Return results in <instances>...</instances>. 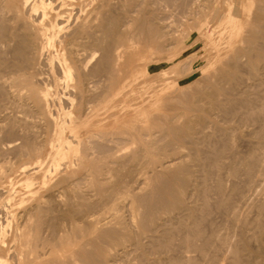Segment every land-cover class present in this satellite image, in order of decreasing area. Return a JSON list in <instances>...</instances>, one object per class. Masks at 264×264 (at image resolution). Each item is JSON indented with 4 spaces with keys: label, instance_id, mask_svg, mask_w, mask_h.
I'll return each instance as SVG.
<instances>
[{
    "label": "rangeland",
    "instance_id": "1",
    "mask_svg": "<svg viewBox=\"0 0 264 264\" xmlns=\"http://www.w3.org/2000/svg\"><path fill=\"white\" fill-rule=\"evenodd\" d=\"M86 1H87V3L89 2L88 7L95 4V0H86ZM100 1H102L103 3L109 2L110 5H109V7L106 6V9H108V11H109V8H110V13H112V15L115 14V16L114 15L113 16L115 17L116 20H118V18H120L119 19L121 22L120 27H122V28L126 27L128 29V31L131 29L130 30L131 32L129 31L128 32L129 34L125 35V38L122 41H120L119 43H117L118 41H116V40H115L116 42L113 41L112 47L114 48L117 46V49L120 51L118 58H120V55H121V58H120L121 60L119 59V62L117 61L119 63V64H117V66L121 65L122 63L123 64L121 66H124V67L120 66L122 69L119 68V66L117 67V70L119 71V72L117 71L118 75H116L117 78H116V88L115 89H116L117 93L113 97L110 96L111 98L110 97L107 98V100L104 101V103L102 102L101 106L99 104L97 106L98 108H96V111L94 112V115L92 118H90L88 120H83V119L79 118V120L77 121L78 128H77V132L75 135L78 139H80V145L77 144V146H76V144H74L75 142L73 141L71 143V146L73 148H70L71 149L70 150V149H67V147L65 145H66L67 140L72 139V137L70 136L72 134V132H70L69 129H65L64 131L60 130L59 125L62 122V120H61L62 117H60V116H62V114L59 111H53L55 127L53 130L49 131V128L47 129V127H46L47 125H45V124H48L47 121L44 120V122H42L43 119L41 120L39 118L40 120L38 121V123L39 122L40 123L38 124L36 122L38 120V117L34 118V116H32V115H29V116L25 115L24 116L23 113L20 112L21 108H19V106L20 107H22V106L20 105L19 99H15V100H13V98L11 99V97L8 93H6L7 96L3 95V94H5L4 93L5 90H6L5 92H7V91L12 89V88L10 89V88H8V86L4 85V87H2V88L5 90H3V91L0 90L3 92V94H2V92H0V122H1L0 123V147H2L4 144H6L8 142H11V140H12V142H15L16 138L18 137V134L16 131L10 132L9 129L7 128L9 123L13 119V117L14 118L16 117V119H14V120H17V118H21L23 116L26 118L25 121L29 125V128H28L26 134L27 135L29 134L28 135L29 139L33 138L32 140H35L37 142L42 141L43 144H44V141H46L44 148H42V164H43L42 169L39 171V173H36V177H37V179H36L37 182L35 185L36 187L33 185L35 187L33 189L34 193L35 194L39 193L38 195H41V196L38 197V195H37V197H36L35 194H33V195H35V197L39 198V199H40V197L42 198V196L46 197L50 192V189H48L47 186L46 187L44 186L46 184H43L42 181H40L41 180L40 172L45 167L48 168V165L51 166L52 168L53 167L56 168V166H55V164H56L58 167L55 169V172L59 168L58 170L61 173H63V172L66 174L69 173V176H71V178L67 174V176H68L67 182H68L71 190H74L76 192V190L78 189L77 190L78 194H83V195L85 194V197H87L89 199H91V198L95 199L96 197H98V194H97L98 189L97 188L102 187V186L106 187L107 185L104 181L105 184H102L100 182L101 185L98 184L99 185L98 186L97 185L98 182H96L94 180H96V178L97 179L99 178L100 180L102 179V181H103V176H105V174H101V172L105 173L104 170H106L108 167L116 169L117 165L115 166L114 162L111 163V160L113 158H116V159L118 158L117 160L120 161L119 165L121 166V167L118 166L119 169L117 168L116 173H118V176L121 174L119 177L121 179L123 177L122 180H124L125 178L127 180V179H130L129 177H131L130 176L131 174H134V176L136 178H138V180L136 179L137 183L132 181V182H130L129 185H131V184H133L132 186L136 185V186H134L135 187L134 189H136L134 191H138V194H141L142 196L147 195L146 200H144L145 203L142 204L141 207H139L140 213L141 212L143 213V211L146 210V208H147L146 206H148L147 203H150L151 201L153 202L155 200V198L156 199L161 198L162 193H163L162 198H165V195H167L166 197L169 196V194L166 193L165 190L163 191V189H162V193L160 192L158 194L160 185L164 184V179L165 178L167 179L169 174H170V171H166V173L168 172L167 174L162 173V176L159 177L158 176V174H159L158 163L160 161H165L166 159H169L170 157H179L182 154V156L179 157L180 161H181L179 164L183 165V168H180V170H183L182 172L180 171L182 178H180V179L174 178L172 180V182H173L174 186H177V187L179 186L178 188L181 191V197L183 196L182 199L184 198L183 202L185 204H188V205L192 204L191 206L194 207L193 208L194 211L192 210L191 214L188 215L185 211H178L177 212V210H173V211L168 212V211L158 210L157 208H155V210H153V216H148L146 214L148 211H144L143 214L141 213L138 216L137 224L139 226H137L136 223H133L134 225L131 223V225H130V227L132 228V231H135L140 227V229H138V230H140L141 236L139 234L138 235L140 237V242H142V243H139L137 246H135L132 244L131 240H128L129 244H131V245H129L127 242H125L124 244L127 247V248L125 247L126 250H120L119 246H115V247L109 248L110 254L108 252L105 254L104 253L102 254V253L97 251L98 254L102 255V256L99 255L100 258L97 254H94L92 256V258L89 259L90 257H87L85 254L84 250H86L87 248L93 247V246H90L91 244L92 245L93 244L99 245L100 242L97 240L95 234L93 232H91L92 231L91 226L87 225L85 223L83 224V221H78L79 223L77 222L78 224L76 227H73V228H67L66 227L67 231L65 230L66 231L65 232L63 230V232L66 233V236L64 235L65 239H63L62 241L60 239H56L58 237V236H56V234L60 236V234L62 233L61 231H57V232H59V234L58 233L52 234L54 236L52 239H51V236H49V234H48V236H49V238H48V236L44 235L47 233L41 232L42 234H40V235H42V236L39 237V239H41L40 240L41 242L39 241V239L38 240L36 239V243H38L37 244L38 247H35L36 250L34 251V253L31 252L32 255L31 254L28 255L29 257L31 256L30 257L31 259L34 258L28 264H69L68 262H65V259H68L69 256L72 254L75 255L74 256L75 260L73 257H72L73 258L72 260H74V262H76L77 264L78 263L79 264H84V263L85 264H89V263L90 264H141V263L142 264H144V263L145 264H195V263L196 264H202L203 262H204L203 264H209V263L210 264L211 263L212 264H220L221 261L223 260V258H224V260L222 261L223 262L222 264H231L230 263L232 261L231 259H233V257H235L234 252H236V254H237V252L239 253V255L241 257L240 258L241 264H264V219H263L264 218V207H263L264 193H261L260 192L261 190L258 192L255 190V189L259 190V186L260 185L263 186L262 184H264V181H263L264 180V134H263L264 130H262L263 128L261 126V122L262 121L264 122V109H263L264 108V76H263L264 75V69H263L264 68V64H263V62H264V52H263L264 43H263V40L264 39L261 37H259V38L257 37L258 35L260 36V33H261V32H258L260 30L259 28H261V29L264 28V22H263L264 21V17H263L264 10H263V13H261V14H263L261 19L257 20L258 21L257 23H259V25L258 26L255 25L256 28L257 27H259V28H257L258 31H254V33L258 32L259 34L257 33V35H256L253 33V31H251L252 30V21L250 22V20L252 19L251 16H254L257 12H259V10L262 11V9H263V8H261L260 1L259 0H257V1L255 0L256 2L252 1V3L250 4V9H249V10L252 9L251 10L252 12H249V10L247 11V9L245 10L246 13L243 15L242 24L240 22L241 21L240 15H241L242 1H240V0H126V1L125 0H123V1H121V0H114V1L113 0H104V1L100 0ZM116 1H117V4H116ZM253 3H254V5H253ZM255 3L258 6L257 8L259 10H256V8H254V7H256ZM117 5H119V6H117ZM126 8H127V10H126ZM106 9L104 8L105 11H106ZM123 10H124V12H123ZM254 10H256L255 13H254ZM127 12L130 14H128ZM110 13L108 12V14H110ZM251 13L253 15H251ZM136 18H137L138 22L135 21ZM117 22L119 23V21H117ZM246 23L251 26V27L249 26L250 29L247 30L250 32V33L248 32L249 34L246 32V27H247ZM236 24H238V26ZM136 26H137V28L139 26H140V28H141V26H143L142 30H141L142 34L138 35V33H136L137 32L135 29ZM147 27H148V29H147ZM152 29H153V35L151 36ZM154 31H155V33H154ZM159 33H160V35H158ZM252 33H253V35H252ZM242 34L251 36L250 41H247V39H246L247 36H243ZM263 34H261V36H264ZM64 35H65V32L63 33V31L57 32V31L51 29L49 23H45V25H41V26L38 25L36 27V36H39L41 41H44L43 38H45L46 36H53L54 37L53 45L51 47H49V49L47 51L48 61H51V59L54 61V58L56 60L60 58L61 44H59V41H61V39H67L68 38V36H64ZM145 35L151 36V37L145 38ZM254 35H255V38H254ZM60 36H63L65 38L60 37ZM152 37H153V39H152ZM143 39H145V40H143ZM156 40L158 41L157 43H156ZM251 41L256 43L258 46L256 44L254 45V43L251 44ZM57 43H58L59 47L57 46ZM115 44H118V45H115ZM150 45H151V47H150ZM251 45L252 46L254 45L253 46L254 49L251 50L252 52L247 50L248 46L252 47ZM134 49L137 50L136 53H135ZM237 49L240 52H238ZM241 51L242 52L244 51L242 53L243 55L240 54ZM248 51L250 52V54L251 53H253V54L250 55L248 53ZM137 52H140L139 55ZM235 52H238L239 54L237 53L238 55H235L236 54ZM258 52H259V54H258ZM245 53H247L246 55H248L250 57L249 59H248V56L245 55ZM255 53L257 54V57H258V59H256L257 61H255V66H258L257 68H255L254 65L252 66L253 62L250 61L251 57L253 58V55ZM233 55H235L236 57L237 56H239V57L235 59V57L233 58ZM240 55H241V58H240ZM135 57H136V59H135ZM257 57L254 56V58H257ZM118 58H117V60H118ZM230 58L235 60L236 64H234L233 60ZM261 58L263 60H259ZM134 59H135V62L133 61ZM241 59H243V60H241ZM247 59L249 61H247ZM56 60L53 62L54 66H57V64H55ZM130 60H132V62ZM136 60H138V61H136ZM229 60H231V61L229 62ZM254 60L255 59H252V61H254ZM226 61L228 63H232L234 65L231 67L232 64L229 65L226 63ZM40 62H41L42 67L39 64L40 65L39 69L43 70L44 67L46 66L45 65L46 62L44 60L43 61L41 60ZM42 62H44V63L42 64ZM250 62L252 64H250ZM145 63H147V64H145ZM261 64H262V66H261ZM225 65L228 66V68L231 70V72L235 71L236 67L237 68L239 67L238 68L239 70L236 68V70H238V71L237 72L235 71L234 78H232L231 80L227 79V80H222L221 82H220V80H216L217 84H214L213 81L214 82H216V81L214 80V77L212 75L215 74V72H217L218 68H221L222 66H225ZM247 65H249V67ZM245 67H246V69H245ZM251 68H255V69L251 70ZM161 69H164V70H161ZM226 69H227V67L225 66L224 72L227 74L228 72H226ZM258 69H259V71H258ZM210 70H212L213 72L212 71L210 72ZM230 70H229V72H230ZM121 71L122 72L124 71L125 75H124V73L121 74ZM145 71H146V73H145ZM163 71H164V73H163ZM170 71H172V73ZM173 72H175V73H173ZM120 74L123 75V78L125 76V78L122 79L121 78L122 76H120ZM237 74H239V75H237ZM251 74H252V76H251ZM147 75H148V77H147ZM257 75H259V76H257ZM238 76L243 77L241 80L243 82L245 80V82L242 83V81L240 80V78ZM255 78H256V80H255ZM120 79L124 80L123 82H125V84L123 82H119V81H122ZM167 79H170V80H167ZM224 81H227V82L225 83ZM1 82H2V78H0V83ZM236 83H237V85H236ZM122 84H124V85H122ZM242 86L244 88H242ZM102 87L105 88L104 84ZM208 88H209V90H208ZM221 88L224 90H222ZM179 89H181V90H179ZM238 89H241L240 90V92L242 91L241 95H240ZM215 91L217 93L218 92L219 93L217 94ZM185 95H186V97H185ZM233 95H235V96H233ZM224 96H226V97H224ZM187 97H189V98H187ZM233 97H234L233 100L236 101V103L238 102V105H236V103L233 100H231ZM226 98H230V99H226ZM187 100H189V101H187ZM191 100H194V103ZM198 100H200V101H198ZM239 101L240 102L242 101V103H239ZM185 102H187V103L184 104ZM229 103H231V104H229ZM189 104H190V106H189ZM17 105H18V107H17ZM29 105H32V103L30 101H28L27 106H29ZM137 105L138 106L140 105V109H139V107H136ZM186 105H188V106H186ZM227 106L229 108H231V110L233 112L229 108H226ZM234 107L236 109H234ZM224 108H225V111L223 110ZM139 110H141V111L138 112ZM251 110L254 111L258 116L254 112H252ZM10 112H11L12 116H11ZM15 112H17V113H15ZM136 112L138 113L137 115H136ZM178 112L180 114H178ZM200 113H201V115H200ZM243 113L245 116L243 115ZM177 115H178V118H177L176 122L178 120L182 121V119H184V117L186 115H188V117H192V118H193V115L195 117L196 116H199V117L203 116L202 118H200V120L202 119V121H199L198 124L195 123V124H197V125H195L196 129L193 130L194 132H192V134L190 135L191 137L189 139L187 136H186V138H181V137L177 138L178 136L175 133V131H172V129H170L168 123H170V121L174 122ZM183 115H184V117H183ZM262 115H263V117H262ZM8 116H10V117H8ZM150 117H151V119H150ZM158 118H160V119H158ZM160 120H161V122H160ZM16 123H18V122L16 121ZM43 123H45V124L43 125ZM30 124H31V126H30ZM37 126H38L39 130L37 129ZM199 127H201V128H199ZM163 128H166L168 131L166 129L162 130ZM257 128H258V130H257ZM30 131L32 132L33 135L31 134ZM92 131L96 132L98 134H101L100 131L106 132L105 138L107 140L108 139L111 140L110 138H112L115 141L112 142V141L106 140V143L103 146H99L100 147L99 151L95 150V148L98 149V146L97 147L95 146L93 149H87L86 145L89 143H91V145H92V143H95L94 141L96 140L95 138H92L93 139L92 140L91 138L89 139V137H88V134ZM49 132H51V133H49ZM207 133H209V134H207ZM31 135H32V137H31ZM174 135H176V136H174ZM98 136H97L98 139H100L101 138L100 135H98ZM116 138H117V140H116ZM233 140H234V142H233ZM17 141H18V139H17ZM1 142H3V143H1ZM179 143L180 144L183 143V145H179ZM215 143H217V144H215ZM93 145H95V144H93ZM232 145H235V146L232 147ZM103 147H105L107 149H105V148L103 149ZM59 148H60L61 152L66 151L64 156H61V157L59 156V154H61V152L59 150H57ZM84 148H86L87 150ZM65 149H67V150H65ZM221 149H223V150H221ZM80 151H81V153H80ZM89 151H90V153L92 152L91 153L92 156L89 155L90 154ZM104 151H105L106 155H108L107 159H105L106 155H105ZM16 152H17L16 150H15V152H14V150H7L4 152L5 154L4 153L0 154L1 155L0 159H2V158L6 159V160L5 159L0 160V163L5 164V163L9 162L7 165L5 164L6 166L9 165L8 167H10L11 163L12 164L14 163V165H12V164L11 165H12V167H15V170H16L15 174L17 176L13 179L14 184L11 187H8L9 189L7 188L4 191L5 195H11L14 199L17 198L16 196L19 197V196L26 194L25 186L23 184L24 175L21 171L18 170L19 168H16L17 167L16 165L19 162L21 163V161H23V159L24 160L27 159V161H29V159H30V157L28 155H24V154H23L24 156L23 155L17 156ZM82 152H84L85 154ZM94 153H96V154H94ZM99 153L102 155H98ZM110 153L112 156L110 155ZM2 154L5 156H2ZM129 154H131V155H129ZM76 155L79 156L80 158L81 157L82 158L81 159H79V157L74 158V156H76ZM84 155H86L87 157ZM20 156H22V158H20ZM90 156H91L92 160L90 159ZM97 156L99 158H97ZM103 156H104V158H103ZM253 156H254V158H253ZM70 157H71V159L74 158L75 160L74 159L71 160ZM121 157H123V158H121ZM166 157H168V158H166ZM217 157H220V158H217ZM76 158H77V160H76ZM102 159H104V160H102ZM213 160H215V161H213ZM27 161L25 160V162H27ZM51 161L52 162L54 161L55 164L52 163ZM78 161H81L82 164ZM98 161L100 162V164L98 163ZM216 161H217V163H215ZM32 162H33V160L30 159V163L27 162L29 165L27 163H25V164H27L28 167L30 168L33 165ZM58 162H60V163L58 164ZM121 162L122 163L124 162V164H122ZM125 162H127V163H125ZM75 163H76V165H75ZM79 163H80V165H79ZM90 163L95 164V165H92ZM97 163L99 164L100 167L97 166L98 165ZM101 163L103 164V166L106 167V169L102 166ZM107 163H108V166L105 165ZM109 164H112L113 167L111 165L109 166ZM184 164H186V166ZM222 165H223V167H222ZM63 166H64V168H63ZM71 166H72V168H71ZM84 166H85V168H83ZM86 166H88V167H86ZM51 167H49V168H51ZM90 167L92 168L91 170H90ZM87 168H88V170L86 171ZM103 168H104V170H103ZM184 169H185V171H184ZM70 171H72V172L70 173ZM156 171H157V176H156ZM231 171L232 172L234 171L235 173H232ZM60 172L58 174H57V172L54 173L50 177V180H52L51 178L54 179L56 176L61 174ZM89 172L92 173V175L90 174L92 177H94V175L96 176V177H94L95 179L92 178L94 183L92 182V180L90 178ZM152 172H153V175H152ZM182 173L184 175H182ZM231 173L234 176L231 175ZM83 174L85 177L83 176ZM137 174H138V177H137ZM100 175H103V176L101 177ZM126 175H127V177H126ZM147 175L150 178L148 181L149 182L148 185L145 184V182H143V181H145ZM150 175L152 176V178L150 177ZM82 177H83V179H82ZM183 177H184V179H183ZM234 177H236V178H234ZM240 177H242V178H240ZM162 178H164V179H162ZM262 178H263V180H262ZM158 179H161V180H158ZM216 179H218V180H216ZM126 180H124V181H126ZM218 181L222 185V189H221L222 191H220V192L224 193V195H220L221 193L218 191V189H216ZM91 184H93V185H91ZM94 184L97 187L94 186ZM255 184H256V186H255ZM156 185L159 187L156 188ZM231 185L233 187H235L234 190H233V187ZM257 185H259V186H257ZM253 186L255 189L253 188ZM94 187L96 189L95 193L93 192L95 190ZM236 188L241 190V193L243 194L241 197L238 194V192L236 193V191H237ZM13 189H14V191H13ZM57 189H59L58 192L56 191ZM154 189H157L158 192H156V191L153 192ZM91 190H92V192H91ZM243 190L245 191V193H243L244 192ZM15 191H16V193H15ZM37 191H39V192H37ZM246 191H247L248 195L246 194ZM11 192H12V194H11ZM53 192L54 193L56 192L57 195H60L64 198V195H62L61 189L59 187L56 188L55 190H53ZM152 192H153V194H152ZM263 192H264V190H263ZM58 193H60V194H58ZM90 193H91V195H93V197L90 196ZM218 193H219V195H218ZM229 193L234 194V195H230ZM228 194L230 197L228 196ZM152 195H153V197H152ZM123 196H122V201H124L125 203L121 202L119 204V205H121V204L122 205L119 206L121 208L120 209L118 208L117 213L120 216L121 221L125 222V220L127 219L128 221H126V222L128 223L130 218H127V217H130V216H128L127 214L131 213V208H129V209L127 208L130 205L129 203H127V202H129V199H128L129 196H126L125 199H124L125 196L124 197ZM220 196H222V198H223L222 202L225 204L227 203V201L224 200V198L227 196L226 199H229L228 200L229 204L234 205L233 208L229 207L228 209H225V206H224L225 204L218 205L217 203L220 200ZM45 197H43V198H45ZM151 198L154 200H152ZM215 199H217L218 201ZM224 201H226V202H224ZM25 202L29 203V200H25ZM123 203H124V206H123ZM126 203H127V205H126ZM204 203H206V205H204L205 207L203 206ZM215 203L218 206H216ZM145 204H146V206H144ZM202 206L204 208H202ZM195 207H196V209H195ZM141 208H143V209L140 210ZM201 208L205 214L204 213H201L202 215L200 214V211L202 212V210H199V209H201ZM102 209H104V208H102ZM102 209L99 211L105 212L106 211L105 209H107V208L105 206V209L104 210H102ZM19 210H21V209H19V208L16 209L17 212H19ZM109 210L107 209L106 212H108V213H106L107 215L106 214L104 215L107 218H109L108 215L111 216L110 215L111 210L110 211ZM129 210H130V212H129ZM196 210H197V212H196ZM91 211H93V210H91ZM38 212H40V211L35 212V214L37 213L36 216L38 214L40 215V213H41L42 216L41 215L40 216L43 218L44 216L42 214V211L40 213H38ZM104 212H102V214H101L102 216H103ZM181 213H182V215H181ZM198 213L200 216L198 215ZM39 215L37 217H39ZM191 215H193V216H191ZM203 215H205V216H203ZM36 216H34L35 219H36ZM34 217H32V220ZM41 217H40V219H41ZM139 217L141 218L140 220H142L143 224L142 223L140 224ZM143 217L146 220L145 219L143 220ZM197 217H200V218H197ZM178 218H179V220H178ZM147 219H148V221L150 219V221L147 222ZM188 219H189V221H187ZM192 220L195 223L196 222L199 223V225L201 227H198L196 225L197 223L196 224L193 223ZM143 221H146V222L144 223ZM214 222H215V224H214ZM191 223L194 224V226ZM159 224H160V226L162 224L163 225L161 227H159ZM33 225H34V222H33ZM80 225H82V227ZM86 225L88 227L89 226L90 227L86 229V227H87ZM142 225H146V227H143ZM179 225H181V226H179ZM190 225L192 228L190 227ZM177 227H178L179 231L176 229ZM193 227L195 229L197 228L199 231H201L202 227H207V229L206 228L204 229L205 233H207V231H209L208 228L209 229L212 228L214 233L212 230H210V232L212 231V234L210 232L208 233L209 235L204 233L203 238H202L201 235L204 232L202 229L203 232L200 234H197V236L195 234L191 235L192 233L190 234L188 232H192L194 230ZM33 228H34V226H32V229ZM135 228H137V229H135ZM141 228H143V229L145 228V229L143 230ZM190 228H191V231H189ZM32 229H29L31 232L27 229L28 233L29 232L30 233H29V235H26L24 237V239H25V242L23 241V244H24L23 249L24 250H30L32 248V246L34 245V241H35L34 238H33V240L30 241V239H32V235H33V234H31V233H33ZM88 229H90V230H88ZM153 229L156 232V234L153 231ZM138 230H137V232H139ZM148 230H150L151 234L149 233ZM141 231H143L145 233H141ZM167 232H168V234H167ZM169 232L170 233L173 232V233L169 234ZM26 233H27V231H26ZM142 234H144V235H142ZM149 234L153 235L152 236L153 239L148 237ZM145 235L146 236L148 235V236L146 237ZM162 235H165V236H162ZM169 235H172V236H169ZM206 236H209V237L212 236V239L210 241L211 243H208L209 245L211 244L210 249L208 248V250H206V248L209 247V245L208 246L206 245L207 246L206 247L205 246V240H203V239L207 238ZM42 237L44 240H42ZM67 237H68V239H67ZM166 237L167 238L170 237V238L167 239ZM195 237H197V238H195ZM200 237H201V240H203L202 244L205 246V248H204V246L201 245L202 248H204L203 254L206 255L204 257L205 259L202 258L204 255L200 256L199 255L200 253L197 252V250H198L197 247H199V245L201 243V240L199 241ZM224 237H225V239H224ZM47 238L49 240L46 242ZM164 238H166L167 241ZM194 238H195V240L193 241ZM157 239H158V241H156ZM190 239H192V240H190ZM222 239H224V240L222 241ZM90 240H91V242H90ZM162 240H165L166 245L164 244L165 242H163ZM187 240L188 241L190 240L189 241L190 243H188ZM78 241H81V242H78ZM161 241L165 246V247H163L162 251L159 249V248H162L161 245H163L161 243ZM168 241H169V243H168ZM157 242H159V244ZM29 243H31L30 247H29V245H30ZM45 243H47V244H45ZM82 243H85L84 245H86L85 246L86 249H84V245ZM86 243H88V244H86ZM140 244L141 245L144 244L143 245L144 247L140 246ZM167 244H169V245H167ZM212 244H213V246H212ZM156 245L159 248L156 247ZM219 246H220V248H218ZM230 246H232L233 248L231 249ZM79 247H80V249H79ZM170 247H171V249L169 250ZM195 247L197 248V250L194 249ZM132 248H134V249H132ZM165 248L166 249L168 248L167 249L168 251ZM181 248H183V249H181ZM224 248L226 250L228 248V250L225 251ZM76 250H77V254L79 257L77 256V254H75ZM211 250H213L212 251L213 254L210 253ZM79 251H81V252H79ZM223 251H225V253H226V255L224 253L225 257H223L224 256ZM229 251H230V253H229ZM231 251H233V252H231ZM36 252H38V254H40V255H37ZM67 252L69 255L67 254ZM171 252H173V253H171ZM80 253H81V255H80ZM140 253H142V254H140ZM215 253H216V255H215ZM42 254H43V256H42ZM106 254H108L109 257ZM228 254L229 255L232 254V255H230L232 258ZM105 255H106V257H104ZM140 255L143 257L141 258ZM239 255L237 254L236 257H238ZM82 256H83V258H82ZM85 256L88 260L85 258ZM96 257H98L99 260ZM101 257L104 261L101 259ZM107 257H108V259H107ZM112 257L114 259H112ZM189 257L192 259H190ZM197 257H199V258H197ZM206 258L207 259L209 258V259L206 260ZM225 258H227V259H225ZM78 259L80 261H77ZM109 259H111V260H109ZM228 259H230L231 261ZM62 260H64V262ZM195 260H196V262H195ZM87 261L88 262L90 261V262L88 263ZM191 261H194V262H191ZM226 261H227V263H226ZM39 262H41V263H39Z\"/></svg>",
    "mask_w": 264,
    "mask_h": 264
},
{
    "label": "bare ground",
    "instance_id": "2",
    "mask_svg": "<svg viewBox=\"0 0 264 264\" xmlns=\"http://www.w3.org/2000/svg\"><path fill=\"white\" fill-rule=\"evenodd\" d=\"M104 1V0H103ZM114 1V0H113ZM123 1V0H121ZM126 1V0H125ZM242 1V4H241V17H240V22L242 24L243 22V15L246 13L245 10L247 9V11L250 9V4L252 3V1H255V0H240ZM257 1V0H256ZM255 1V2H256ZM260 1V4H261V10H259L256 5V10H259V12H257L254 16H251V20L250 22L252 21V30L253 33L254 31H258L257 27L259 25V23H257L258 21L257 20H260L262 15L261 13H263V10H264V0H259ZM89 3V2H88ZM88 3L86 0H0V78H2V82L0 83V90H5L3 89L2 87H4V85L8 86V88H12L11 90L5 92V94H3L2 91V94L7 96L6 93H8L11 97V99L13 98V100L15 99H19V102H20V105L22 107L19 106V108H21L20 112L23 113V115H32L34 116V118L38 117V120L36 121L38 123V121L41 119H43L42 122L47 121L48 124H45L43 123V125H47V129L49 128V131L50 130H53L54 127H55V122H54V113L53 111H59L62 116V122L60 123L59 127H60V130L61 131H64L65 129H69L70 132H72V134L70 135L72 137L71 140H67L66 141V147L67 149H70V148H73L71 146V143L74 141L77 146L80 145V139H78L76 137V132H77V121L79 120V118L83 119V120H88L90 118L93 117L94 115V112L96 111V108H98L97 106L100 104L101 106V103L104 101L107 100V98H109L110 96L113 97L117 91H116V78L118 75L117 74V67L119 66V68L121 67H124V66H121V65H118L119 64V59L121 58V55H120V58H118L119 54H120V51L117 49V46L116 47H112L113 46V41H118L117 43H119L120 41H122L124 38H125V35L129 34L128 32L131 30L128 31V29L125 27V28H122L120 27L121 26V22H120V18H118V20L115 19V14L112 15V13H110V8H109V11L108 9H106V6L109 7V2H106V3H103L102 1L100 0H95V4H93L92 6L88 7ZM116 4H117V1H116ZM214 4V3H213ZM239 4V3H238ZM258 4V3H257ZM254 5V3H253ZM119 6V5H117ZM111 7V6H110ZM114 7V6H113ZM130 7V6H129ZM253 7V6H252ZM104 8L106 9V11L104 10ZM133 8V7H132ZM117 9V8H116ZM119 10V9H118ZM127 10V8H126ZM141 10V9H140ZM252 10V9H251ZM251 10H249V12H252ZM256 10H254V13L256 12ZM110 14H108V12ZM117 11V10H116ZM115 11V12H116ZM107 12V13H106ZM118 12V11H117ZM124 12V10H123ZM128 13V12H127ZM225 13V12H224ZM130 14V13H128ZM232 14V13H231ZM119 15V14H118ZM137 15V14H136ZM251 15H253L251 13ZM124 17V16H123ZM220 17V16H219ZM264 17V15H263ZM250 19V18H249ZM132 20V19H131ZM134 20V19H133ZM119 21V23L117 22ZM129 21V20H128ZM137 21V18L136 20ZM140 21V20H139ZM138 22V21H137ZM141 22V21H140ZM231 22V21H230ZM261 22V21H260ZM264 22V21H263ZM45 23H49L50 24V27L51 29L59 32V31H63V33L65 32V35L64 36H68L67 39H61V41H59V44H61V55H60V58L59 59H55L54 58V61L56 60V63L57 66H54L53 64V60L51 59V61H48V54H47V51L49 49V47H51L53 45V41H54V37L53 36H46L44 39V41H41L40 40V37L39 36H36V27L38 25H45ZM128 23V22H127ZM134 23V22H133ZM143 23V22H142ZM149 23V22H148ZM237 23V22H236ZM262 23V22H261ZM238 26V24H236ZM256 25V26H255ZM261 25V24H260ZM263 25V24H262ZM126 26V25H125ZM247 26V27H246ZM246 32L248 33L249 31H247L249 28V24L246 23ZM142 27L140 28V26L137 28L136 26V33H138V35L142 34ZM251 27V26H250ZM263 28V27H262ZM148 29V27H147ZM151 29V28H150ZM149 29V30H150ZM260 30L258 32H261L260 33V36L258 35L257 37H261L264 39V36H261V34H263L264 32V28L261 29L259 28ZM38 32V31H37ZM131 32V31H130ZM160 32V31H159ZM257 32V33H258ZM134 33V32H133ZM151 33V32H150ZM155 33V31H154ZM250 33V32H249ZM248 33V34H249ZM252 33V35H253ZM257 33H254L257 35ZM60 34V33H59ZM157 34V33H156ZM259 34V33H258ZM38 35V34H37ZM153 35V29H152V34L151 36ZM160 35V33L158 34ZM157 35V36H158ZM243 36H247V41H250L251 39V36H248V35H244L242 34ZM251 35V34H250ZM264 35V34H263ZM129 36V35H128ZM151 36H146L145 35V38H149ZM242 36V37H243ZM60 37H63V36H60ZM127 37V36H126ZM143 37V36H142ZM154 37V36H153ZM152 37V39H153ZM65 38V37H63ZM138 38V37H137ZM156 38V37H155ZM161 38V37H160ZM254 38H255V35H254ZM196 39V38H195ZM145 40V39H143ZM149 40V39H148ZM158 40V39H157ZM156 40V43L158 42ZM242 40V39H241ZM255 40V39H254ZM253 40V41H254ZM262 40V39H261ZM115 41V42H116ZM142 41V40H141ZM251 41V44H253L254 42ZM256 41V40H255ZM57 42V41H56ZM114 42V43H115ZM147 42V41H146ZM242 42V41H241ZM124 43V42H123ZM155 43V44H156ZM247 43V42H246ZM250 43V42H249ZM263 43H264V40H263ZM159 44V43H158ZM240 44V43H239ZM256 43H254L255 45ZM115 45H118V44H115ZM114 45V46H115ZM253 45V46H254ZM257 45V44H256ZM57 46H58V43H57ZM164 46V45H163ZM252 46V45H251ZM252 47H249L248 46V49L249 51H251L252 49H254ZM258 46V45H257ZM59 47V46H58ZM151 47V45H150ZM238 48V47H237ZM246 48V47H245ZM244 48V49H245ZM258 48V47H257ZM262 48V47H261ZM235 49V48H234ZM243 49V48H242ZM238 50V49H237ZM261 50V49H260ZM263 50V49H262ZM53 51V50H52ZM135 53L137 50H135ZM245 51V50H244ZM243 51V52H244ZM248 51V53L250 54V52ZM128 52V51H127ZM238 52H240L238 50ZM238 52H235L234 54L235 55H238L239 53ZM241 51L240 54L243 53ZM247 52V51H246ZM252 52V51H251ZM260 52V51H259ZM258 52V54H259ZM264 52V50H263ZM131 53V52H130ZM138 55L140 52H137ZM238 53V54H237ZM247 53H245L246 55ZM253 54V53H251ZM250 54V55H251ZM131 55V54H130ZM129 55V56H130ZM230 55V54H229ZM233 55V58L235 57L238 58L239 56H235ZM243 55V54H242ZM137 56V55H136ZM141 56V55H140ZM248 56V55H246ZM254 56L257 57V54L255 53L253 55V58L251 57L250 61L253 62V64L250 62V64H252V66L254 65L255 66V61H257L256 59L257 58H254ZM259 56V55H258ZM263 56V55H262ZM231 57V56H230ZM260 57V56H259ZM118 58V60H117ZM129 58V57H128ZM127 58V59H128ZM149 58V57H148ZM228 58V57H227ZM240 58H241V55H240ZM247 58V57H246ZM250 57L248 56V59ZM125 59V58H124ZM132 59V58H131ZM136 59V57H135ZM135 59L133 60L135 62ZM138 59V58H137ZM232 59V58H230ZM247 59V61H249ZM252 59H255L254 61H252ZM45 61V67L43 70L39 69V66L41 65V62L40 61ZM121 60V59H120ZM233 60V59H232ZM243 60V59H241ZM259 60H263L262 58L259 59ZM118 61V62H117ZM132 62V60H130ZM138 61V60H136ZM228 61V60H227ZM226 61L227 64H232V63H228ZM231 60H229L230 62ZM235 60H233V63L236 64V61L234 62ZM133 62V63H134ZM224 62V61H223ZM222 62V63H223ZM44 62H42L43 64ZM248 63V62H247ZM40 64V65H39ZM147 64V63H145ZM144 64V65H145ZM225 64V63H224ZM223 64V65H224ZM232 64L231 67L234 65ZM264 64V62H263ZM238 65V64H237ZM242 65V64H241ZM257 65V64H256ZM121 66V67H120ZM225 66L227 67L226 69V72H228L227 74L224 72L225 70ZM225 66H222L221 68H218L217 72H215V74H213L212 76L214 77V80H220V82L222 80H231L232 78H234V74H235V71L237 72L239 69V67L236 68L238 70H236L235 68V71L231 72V70L228 68L227 65ZM249 67V65H247ZM262 66V64H261ZM42 67V65H41ZM178 67V66H177ZM176 67V68H177ZM258 66H255V68H257ZM217 68V67H216ZM224 68V69H223ZM234 68V67H233ZM232 68V69H233ZM241 68V67H240ZM255 68H251V70L255 69ZM122 69V68H121ZM124 69V68H123ZM230 72H229V70ZM246 69V67H245ZM264 69V68H263ZM161 70H164V69H161ZM175 70V69H174ZM228 70V71H227ZM257 70V69H256ZM255 70V71H256ZM125 71V70H124ZM124 71L122 72L121 71V74L124 73ZM212 70H210L211 72ZM216 71V70H215ZM259 71V69H258ZM119 72V71H118ZM172 73V71H170ZM176 72V71H175ZM173 72V73H175ZM213 72V71H212ZM240 72V71H239ZM248 72V71H247ZM146 73V71H145ZM150 73V72H149ZM164 73V71H163ZM208 73V72H207ZM253 73V72H252ZM121 78H123V75ZM263 74V73H262ZM125 75V73H124ZM239 75V74H237ZM119 76V77H120ZM150 76V75H149ZM211 76V77H212ZM250 76V75H249ZM252 76V74H251ZM259 76V75H257ZM264 76V75H263ZM148 77V75H147ZM239 77V76H238ZM261 77V76H260ZM240 80L243 78V77H239ZM238 78V79H239ZM251 78V77H250ZM259 78V77H258ZM119 79V78H118ZM120 79V80H122ZM200 79V78H199ZM210 79V78H209ZM254 79V78H253ZM263 79V78H262ZM167 80H170V79H167ZM244 80V79H243ZM256 80V78H255ZM258 80V79H257ZM118 81V80H117ZM124 80L122 81H119V82H123ZM236 81V80H235ZM242 81V80H241ZM197 82V81H196ZM225 83L227 81H224ZM240 82V81H239ZM238 82V83H239ZM245 82V80H244ZM242 81V83H244ZM260 82V81H259ZM125 84V82H123ZM200 83V82H199ZM214 84H217V81L214 82ZM223 83V82H222ZM8 84V85H7ZM104 84L105 88L102 87ZM120 84V83H119ZM122 84V85H124ZM205 84V83H204ZM235 84V83H234ZM161 85V84H160ZM228 85V84H227ZM237 85V83H236ZM216 86V85H215ZM232 86V85H231ZM250 86V85H249ZM204 87V86H203ZM211 87V86H210ZM238 87V86H237ZM119 88V87H118ZM200 88V87H199ZM207 88V87H206ZM212 88V87H211ZM241 88V87H240ZM242 88H244L242 86ZM187 89V88H186ZM214 89V88H213ZM222 89V88H221ZM181 90V89H179ZM209 90V88H208ZM217 90V89H216ZM224 90V89H222ZM239 90V93L241 95V92L240 90L241 89H238ZM140 91V90H139ZM141 92V91H140ZM181 92V91H180ZM212 92V91H211ZM216 92V91H215ZM214 92V93H215ZM223 92V91H222ZM221 92V93H222ZM244 92V91H243ZM217 93V92H216ZM215 93V94H216ZM219 93V92H218ZM217 93V94H218ZM227 93V92H226ZM183 94V93H182ZM194 94V93H193ZM202 94V93H201ZM230 94V93H229ZM177 95V94H176ZM189 95V94H188ZM187 95V96H188ZM226 95V94H225ZM180 96V95H179ZM235 96V95H233ZM3 97V96H2ZM110 97V98H111ZM186 97V95H185ZM191 97V96H190ZM193 97V96H192ZM196 97V96H195ZM226 97V96H224ZM230 97V96H229ZM166 98V97H165ZM172 98V97H171ZM183 98V97H182ZM189 98V97H187ZM216 98V97H215ZM164 99V98H163ZM226 99H230V98H226ZM234 97L231 99L233 100ZM186 100V99H185ZM197 100V99H196ZM214 100V99H213ZM247 100V99H246ZM18 101V100H17ZM28 101H30L32 103V105H29L27 106L28 104ZM115 101V100H114ZM189 101V100H187ZM193 103H194V100H191ZM200 101V100H198ZM208 101V100H207ZM228 101V100H227ZM226 101V102H227ZM230 101V100H229ZM234 101V100H233ZM16 102V101H15ZM18 102V103H19ZM109 102V101H108ZM231 102V101H230ZM236 103V101H234ZM187 102H185L184 104H186ZM190 103V102H189ZM196 103V102H195ZM225 103V102H224ZM233 103V102H232ZM239 103H242V101ZM4 104V103H3ZM30 104V103H29ZM191 104V103H190ZM189 104V106H190ZM228 104V103H227ZM231 104V103H229ZM248 104V103H247ZM9 105V104H8ZM236 105H238V102L236 103ZM251 105V104H250ZM188 106V105H186ZM226 106V105H225ZM224 106V107H225ZM229 106V105H228ZM226 107V108H229V107ZM234 106V105H233ZM244 106V105H243ZM18 107V105H17ZM136 107H139L140 109V105L136 106ZM231 107V106H230ZM246 107V106H245ZM174 108V107H173ZM190 108V107H189ZM233 108V107H232ZM241 108V107H240ZM249 108V107H248ZM231 110V108H229ZM234 109H236L234 107ZM264 109V108H263ZM196 110V109H195ZM225 111V108L223 109ZM15 111V110H14ZM141 110H139L138 112H140ZM232 111V110H231ZM252 111V110H251ZM263 111V110H262ZM12 112V111H11ZM10 112V114H11ZM187 112V111H186ZM223 112V111H222ZM228 112V111H227ZM233 112V111H232ZM248 112V111H247ZM254 112V111H252ZM17 113V112H15ZM114 113V112H113ZM185 113V112H184ZM255 113V112H254ZM14 114V113H13ZM138 113L136 112V115ZM178 114H180L178 112ZM193 114V113H192ZM256 114V113H255ZM199 115V114H198ZM201 115V113H200ZM244 115V113H243ZM247 115V114H246ZM249 115V114H248ZM257 115V114H256ZM12 116V114H11ZM14 116V115H13ZM21 117V118H17V120H14L16 119V117L11 120V122L9 123L8 125V129L9 131H16L17 134H18V137L16 138V141L15 142H8L6 144H4L2 147H0V154L1 153H4L5 151L7 150H15L17 151L16 152V155L19 156V155H28L30 157V159L33 160V165L32 167H28V163H30V159L29 161H27V159H25L27 162H25V160L23 159V161L27 164H25L23 161H21V163L16 165L17 167L16 168H19L18 170L21 171L24 175V180H23V184L25 186V191H26V194L25 195H22V196H16L17 198L14 199L11 195H5L4 194V191L5 189H7L8 187H11L14 182H13V179L17 176L15 174V167H12V165H14V163L10 164V167L6 166L8 163H0V264H28L30 263L33 259H31L28 255L31 254V252L34 253V251L36 250L35 247H38V243H36V239L38 240L39 237H41L42 234L41 232L43 233H47V234H44L45 236H51V239L54 237L52 234H56L59 232L57 231H61L62 233L59 235L56 234V236H58L56 239H60L61 241L63 239H65L64 237L66 236V233L63 232V230L65 231L67 228H73V227H76L77 224L79 223L78 221H83V224H87V225H90L91 226V232H93L97 238V240L100 242V244H91L90 246H93L92 248H85L86 245H84L85 243H82L84 245V250L85 251V254L87 257H90L89 259L92 258V256L94 254H97L98 256L101 255V254H98V252L100 253H109V248L111 247H115V246H119L120 250H126L125 247L126 245L124 244L125 242H127L129 244V241L128 240H131L132 241V244L137 246L139 243H142L140 242V237L139 235L141 236L140 234V227L137 229L139 232H137V230L135 231H132V228L130 227L131 223H136L137 224V220H138V216L140 213L139 211V207L142 206V204H144V200H146V196H142L141 194H138V191H134L136 189H134L136 185L132 186L133 184L129 185L130 182H136V179L138 180V178H136L134 176V174H131L129 177L130 179H127L126 178L124 180L123 177L122 179L118 176V173L117 172V168L120 163L119 160H117L116 158H111V163L114 162L115 163V166L117 165L116 169L115 168H110L108 167L106 169L105 166H102L106 169L104 170L105 173L101 172V174H105V176L103 175H100L101 177L103 176V181L102 179L100 180L99 178L94 181L98 182V184L101 185L102 184H105L106 183V187H98L97 189V194H98V197H94L95 199L91 198H87L85 197V194H78L77 193V190L76 192L74 190H71L70 187H69V184H68V176H69V173L68 176L66 173H61L58 169H57V174L60 172L61 174H59L58 176H56L54 179L51 178L52 180H50V177L56 173L55 172V169L58 167L54 161L52 163L55 164L56 168H52L51 166L48 165V168L45 167L41 172H40V175H41V180L43 184H46L44 185L45 187L47 186L48 189H50V192L49 194L45 197V196H42V198L40 197L39 198H36L37 194L34 193V188L36 187V173H39V171L42 169V148H44V145H45V142L44 141V144L42 143V141L40 142H37L35 140H32L33 138L32 137V132H31V139L28 138V135L26 134L28 128H29V125L27 124V122L25 121V117ZM157 116V115H156ZM167 116V115H166ZM181 116V115H180ZM245 116V115H244ZM250 116V115H249ZM252 116V115H251ZM254 116V115H253ZM258 116V115H257ZM7 117V116H6ZM10 117V116H8ZM161 117V116H160ZM184 117V115H183ZM203 117V116H202ZM202 117H199V116H194L193 115V118L192 117H188V115H186L184 117V119H182V121H177V118H178V115L177 117L175 118V121L174 122H171L168 123L169 124V127L170 129H172V131H175V133L177 134V138H186V136L188 137V139L191 137L190 135L192 134V132H194L193 130L196 129L195 125L198 124L199 121H202V119L200 120V118ZM243 117V116H242ZM263 117V115H262ZM40 118V119H39ZM251 118V117H250ZM261 118V117H260ZM151 119V117H150ZM157 119V118H156ZM160 119V118H158ZM207 119V118H206ZM209 119V118H208ZM213 119V118H212ZM242 119V118H241ZM255 119V118H254ZM171 120V119H170ZM258 120V119H257ZM16 121L18 123H16ZM168 121V120H167ZM173 121V120H172ZM209 121V120H208ZM255 121V120H254ZM259 121V120H258ZM161 122V120H160ZM163 122V121H162ZM204 122V121H203ZM248 122V121H247ZM263 122V121H262ZM261 122V126H262V130H264V122L262 123ZM1 123V122H0ZM40 123V122H39ZM38 123V124H39ZM95 123V122H94ZM155 123V122H154ZM197 123V124H195ZM210 123V122H209ZM254 123V122H253ZM260 123V122H259ZM32 124V123H31ZM30 124V126H31ZM37 124V125H38ZM200 124V123H199ZM205 124V123H204ZM251 124V123H250ZM33 125V124H32ZM42 125V124H41ZM165 125V124H164ZM211 125V124H210ZM215 125V124H214ZM246 125V124H245ZM254 125V124H253ZM34 126V125H33ZM36 126V125H35ZM200 126V125H199ZM202 126V125H201ZM208 126V125H207ZM206 126V127H207ZM243 126V125H242ZM36 128V127H35ZM34 128V129H35ZM201 128V127H199ZM198 128V129H199ZM33 129V128H32ZM37 129H38V126H37ZM115 129V128H114ZM166 128H163L162 130H164ZM205 129V128H204ZM36 130V129H35ZM39 130V129H38ZM37 130V131H38ZM84 130V129H83ZM167 130V129H166ZM200 130V129H199ZM202 130V129H201ZM258 130V128H257ZM68 131V130H67ZM121 131V130H120ZM119 131V132H120ZM168 131V130H167ZM101 134H98L96 132H90L88 134V137L89 139L91 138H95L96 140L94 141L95 143H89L87 144L86 148L87 149H93L95 146L97 147L98 146V149L95 148V150H98L99 151V146H103L105 143H106V132H103V131H100ZM123 132V131H122ZM162 132V131H161ZM201 132V131H200ZM211 132V131H210ZM8 133V132H7ZM51 133V132H49ZM133 133V132H132ZM167 133V132H166ZM172 133V132H171ZM199 133V132H198ZM212 133V132H211ZM43 134V133H42ZM117 134V133H116ZM209 134V133H207ZM264 134V133H263ZM44 135V134H43ZM80 135V134H79ZM98 135H100V139H98ZM115 135V134H114ZM198 135V134H197ZM48 136V135H47ZM98 136V137H97ZM117 136V135H116ZM120 136V135H119ZM132 136V135H131ZM173 136V135H172ZM176 136V135H174ZM35 137V136H34ZM41 137V136H40ZM81 137V136H80ZM43 138V137H42ZM48 138V137H47ZM118 138V137H117ZM116 138V140H117ZM120 138V137H119ZM161 138V137H160ZM176 138V139H177ZM199 138V137H198ZM234 138V137H233ZM18 139V141H17ZM98 139V140H97ZM111 140H107V141H112L114 142L115 140L110 138ZM205 139V138H204ZM4 140V139H3ZM48 140V139H47ZM93 140V139H92ZM119 140V139H118ZM172 140V139H171ZM178 140V139H177ZM86 141V140H85ZM182 141V140H181ZM180 141V142H181ZM186 141V140H185ZM189 141V140H188ZM195 141V140H194ZM197 141V140H196ZM222 141V140H221ZM254 141V140H253ZM84 142V141H83ZM90 142V141H89ZM111 142V143H112ZM173 142V141H172ZM175 142V141H174ZM183 142V141H182ZM234 142V140H233ZM3 143V142H1ZM85 143V142H84ZM109 143V142H108ZM107 143V144H108ZM120 143V142H119ZM49 144V143H48ZM86 144V143H85ZM95 144V145H93ZM150 144V143H149ZM213 144V143H212ZM217 144V143H215ZM232 144V143H231ZM254 144V143H253ZM122 145V144H121ZM179 145H183L179 143ZM71 146V147H70ZM74 146V145H73ZM165 146V145H164ZM178 146V145H177ZM235 146V145H232V147ZM257 146V145H256ZM85 147V146H84ZM107 147V146H106ZM119 147V146H118ZM183 147V146H182ZM187 147V146H186ZM239 147V146H238ZM251 147V146H250ZM249 147V148H250ZM84 148V149H86ZM105 147H103L104 149ZM108 148V147H107ZM105 148V149H107ZM111 148V147H110ZM178 148V147H177ZM212 148V147H211ZM262 148V147H261ZM65 149V150H67ZM86 149V150H87ZM102 149V150H103ZM109 149V148H108ZM219 149V148H218ZM217 149V150H218ZM61 152L60 148L57 149ZM64 150V149H63ZM71 150V149H70ZM69 150V151H70ZM85 150V151H86ZM94 150V151H95ZM101 150V149H100ZM114 150V149H113ZM214 150V149H213ZM223 150V149H221ZM68 151V152H69ZM84 151V152H85ZM212 151V150H211ZM66 152V151H65ZM65 152H61V154H59V156H64ZM74 152V151H73ZM76 152V151H75ZM82 152V153H84ZM103 152V151H102ZM114 152V151H113ZM219 152V151H218ZM235 152V151H234ZM81 153V151H80ZM90 153V151H89ZM92 153V152H91ZM91 153L89 155H91ZM105 153V151H104ZM109 153V152H108ZM228 153V152H227ZM230 153V152H229ZM5 154V153H4ZM73 154V153H72ZM85 154V153H84ZM96 154V153H94ZM185 154V153H184ZM188 154V153H187ZM219 154V153H218ZM23 155V156H24ZM74 155V154H73ZM72 155V156H73ZM79 155V154H78ZM98 155H102V154H98ZM104 155V154H103ZM106 155V153H105ZM111 155V153H110ZM131 155V154H129ZM221 155V154H220ZM219 155V156H220ZM240 155V154H239ZM254 155V154H253ZM1 156V155H0ZM2 156H5L2 154ZM86 156V155H84ZM83 156V157H84ZM92 156V155H91ZM91 156H90V159H91ZM107 156L105 157V159H107ZM112 156V155H111ZM135 156V155H134ZM182 156V154H181ZM179 156V157H181ZM188 156V155H187ZM213 156V155H212ZM215 156V155H214ZM26 157V156H25ZM75 157H79V156H74ZM87 157V156H86ZM85 157V158H86ZM89 157V156H88ZM95 157V156H94ZM127 157V156H126ZM179 157H170L169 159H166L165 161H160L158 163V176H162V173H166V171H170V174L168 176V178L164 179V184L163 185H160V188H159V192L157 189H154V191L158 192V194L161 192L162 193V189L163 191L165 190L166 193L169 194L168 197H166L167 195H165V198H162L163 197V193H162V197L161 198H155L152 199L154 200L153 202L151 201L150 203H147L148 206H146V204L144 206H146V210L144 211H148L146 214L148 216H153V210H155V208H157L158 210H163V211H173V210H177L178 211H185L188 215L191 214V211L193 210L194 211V207H192L191 205H188V204H185L183 202V199L181 197V191L180 189L177 187V186H174L173 185V182L172 180L174 178H182L181 177V172L183 170H180V168H183V165L182 164H179L181 161H180V158ZM20 158H22V156H20ZM72 158V159H74ZM82 158V157H81ZM79 157V159H81ZM97 158H99L97 156ZM102 158V157H101ZM104 158V156H103ZM123 158V157H121ZM129 158V157H128ZM132 158V157H131ZM168 158V157H166ZM211 158V157H210ZM209 158V159H210ZM217 158H220V157H217ZM216 158V159H217ZM240 158V157H239ZM254 158V156H253ZM262 158V157H261ZM3 160L5 158H2ZM0 159V160H2ZM71 159V157H70ZM71 159V160H72ZM126 159V158H125ZM6 160V159H5ZM18 160V159H17ZM75 160V159H74ZM77 160V158H76ZM89 160V159H88ZM92 160V159H91ZM101 160V159H100ZM104 160V159H102ZM123 160V159H122ZM198 160V159H197ZM231 160V159H230ZM229 160V161H230ZM257 160V159H256ZM10 161V160H9ZM66 161V160H65ZM97 161V160H96ZM95 161V162H96ZM107 161V160H106ZM133 161V160H132ZM215 161V160H213ZM249 161V160H248ZM16 162V161H15ZM23 162V163H22ZM74 162V161H73ZM82 164L81 161H78ZM77 162V163H78ZM130 162V161H129ZM184 162V161H183ZM60 162H58L59 164ZM79 163V165H80ZM85 163V162H84ZM83 163V164H84ZM98 163L100 164V162L98 161ZM97 163V164H98ZM105 163V162H104ZM110 163V162H109ZM122 163V162H121ZM127 163V162H125ZM132 163V162H131ZM155 163V162H154ZM213 163V162H212ZM217 163V161L215 162ZM245 163V162H244ZM254 163V162H253ZM67 164V163H66ZM92 164V163H90ZM99 164L97 166H99ZM124 164V162L122 163ZM263 164V163H262ZM53 165V164H52ZM69 165V164H68ZM76 165V163H75ZM92 165H95V164H92ZM108 166V163L105 164ZM112 166V164H109V166ZM130 165V164H129ZM186 166V164H184ZM216 165V164H215ZM234 165V164H233ZM252 165V164H251ZM255 165V164H254ZM114 166V167H115ZM157 166V165H156ZM182 166V167H181ZM209 166V165H208ZM217 166V165H216ZM8 167V168H7ZM51 167V168H49ZM88 167V166H86ZM100 167V166H99ZM121 167V166H120ZM223 167V165H222ZM64 168V166H63ZM72 168V166H71ZM85 168V166L83 167ZM95 168V167H94ZM97 168V167H96ZM131 168V167H130ZM229 168V167H228ZM238 168V167H237ZM92 168L90 167V170ZM119 169V168H118ZM170 169V170H169ZM31 170V171H30ZM84 170V169H83ZM88 170V168L86 169V171ZM89 170V171H90ZM122 170V169H121ZM128 170V169H127ZM126 170V171H127ZM155 170V169H154ZM223 170V169H222ZM231 170V169H230ZM262 170V169H261ZM59 171V172H58ZM100 171V170H99ZM119 171V170H118ZM123 171V170H122ZM165 171V172H164ZM181 171V172H180ZM185 171V169H184ZM243 171V170H242ZM72 171H70L71 173ZM91 172V171H90ZM89 172V175L92 173ZM129 172V171H128ZM209 172V171H208ZM207 172V173H208ZM214 172V171H213ZM219 172V171H218ZM232 172V171H231ZM18 173V172H17ZM86 173V172H85ZM94 173V172H93ZM155 173V172H154ZM168 173V172H167ZM166 173V174H167ZM232 173H235L234 171ZM231 173V175H233ZM20 174V173H19ZM96 174V173H95ZM98 174V173H97ZM117 174V175H116ZM125 174V173H124ZM262 174V173H261ZM71 175V174H70ZM75 175V174H74ZM86 175V174H85ZM90 175V178L93 182V179L94 177H96L94 175V177H92ZM129 175V174H128ZM152 175H153V172H152ZM182 175H184L182 173ZM219 175V174H218ZM241 175V174H240ZM84 176V174H83ZM145 176V175H144ZM156 176H157V171H156ZM227 176V175H226ZM234 176V175H233ZM237 176V175H236ZM262 176V175H261ZM54 177V176H53ZM71 178V176H69ZM85 177V176H84ZM100 177V178H101ZM127 177V175H126ZM137 177H138V174H137ZM150 177L152 178V176L150 175ZM185 177V176H184ZM183 177V179H184ZM228 177V176H227ZM77 178V177H76ZM140 178V177H139ZM158 178V177H157ZM214 178V177H213ZM232 178V177H231ZM236 178V177H234ZM242 178V177H240ZM244 178V177H243ZM83 179V177H82ZM88 179V178H87ZM86 179V180H87ZM95 179V178H94ZM149 176L147 175L145 181V184L148 185V181H149ZM258 179V178H257ZM21 180V179H20ZM90 180V179H89ZM155 180V179H154ZM158 180H161V179H158ZM176 180V179H175ZM174 180V181H175ZM212 180V179H211ZM218 180V179H216ZM220 180V179H219ZM263 180V178H262ZM105 181V183H104ZM152 181V180H151ZM186 181V180H185ZM214 181V180H213ZM236 181V180H235ZM242 181V180H241ZM247 181V180H246ZM260 181V180H259ZM264 181V180H263ZM74 182V181H73ZM72 182V183H73ZM101 182V183H100ZM222 182V181H221ZM94 183V182H93ZM142 183V182H141ZM161 183V182H160ZM163 183V182H162ZM215 183V182H214ZM249 183V182H248ZM258 183V182H257ZM262 183V182H261ZM175 184V183H174ZM35 187H34V186ZM93 185V184H91ZM158 185V184H157ZM156 185V188L159 187ZM215 185V184H214ZM234 185V184H233ZM248 185V184H247ZM263 186H259V190L255 189L254 186L253 188L258 192L260 191L261 193H264L263 190H264V184H262ZM94 186H96L94 184ZM99 186V185H98ZM232 186V185H231ZM235 186V185H234ZM256 186V184H255ZM60 188L61 189V192H62V195H64V198L60 195H57L56 192L54 193L53 190H55L56 188ZM97 187V186H96ZM218 189V191H222V185L221 183L218 181L217 182V186H216ZM233 187V186H232ZM236 187V186H235ZM235 187H233V190L235 189ZM46 188V189H47ZM93 188V187H92ZM137 188V187H136ZM184 188V187H183ZM246 188V187H245ZM9 189V188H8ZM47 189V190H48ZM95 189V187H94ZM237 191L236 193L238 192V194L240 195V197L243 195L241 193V190L236 188ZM248 189V188H247ZM253 189V190H254ZM263 189V190H262ZM59 189H57L56 191L58 192ZM152 190V189H151ZM150 190V191H151ZM161 190V191H160ZM14 191V189H13ZM96 189L93 191L95 193ZM240 191V192H239ZM244 191V190H243ZM242 191V192H243ZM36 192V191H35ZM39 192V191H37ZM60 192V193H61ZM79 192V191H78ZM92 192V190H91ZM152 192V194H153ZM155 192V193H156ZM231 192V191H230ZM16 193V191H15ZM58 193V194H60ZM64 193V194H63ZM85 193V192H84ZM93 193V194H94ZM154 193V194H155ZM221 194L220 195H224V193L220 192ZM232 193V192H231ZM245 193V191L243 192ZM255 193V192H254ZM12 194V192H11ZM35 194V195H33ZM45 194V193H44ZM47 194V193H46ZM88 194V193H87ZM226 194V193H225ZM230 194V193H229ZM228 194V196H229ZM246 194L248 195L247 191H246ZM21 195V194H20ZM125 197H124V196ZM219 195V193H218ZM227 195V194H226ZM230 195H234V194H230ZM236 195V194H235ZM41 196V195H38V197ZM90 196L93 197V195H91L90 193ZM122 196L124 197V199L126 198V196H129V203L130 207L128 206L127 208H131V213L127 214L128 216L130 217H127V218H130L129 222L127 223L126 221H128L127 219L125 220V222L121 221L120 219V216L118 215L117 213V210L118 208L120 209L121 205H119L121 202H124L122 201ZM156 196V195H155ZM246 196V195H245ZM253 196V195H252ZM13 199H12V198ZM45 197V198H43ZM153 197V195H152ZM230 197V196H229ZM228 197V198H229ZM244 197V196H243ZM247 197V196H246ZM251 197V196H250ZM121 198V199H120ZM227 196L224 198V200L227 201V203H223V198L222 196H220V200L218 201V205L220 204H225V209H228L229 207L233 208L234 205H231L229 204V199H226ZM150 199V198H149ZM219 199V198H218ZM25 200H29V203H26ZM201 200V199H200ZM264 200V199H263ZM127 201V200H126ZM224 201V202H226ZM26 204H25V203ZM147 202V201H146ZM125 203V202H124ZM124 203H123V206H124ZM126 203V205H127ZM208 204V203H207ZM216 204V203H215ZM216 204V206H218ZM206 205V203L203 204V206ZM221 205V206H222ZM261 205V204H260ZM105 206L106 208L109 210H111V216L108 215L109 218H107L106 216H104L107 211V209H105ZM202 206V208H204ZM215 206V207H216ZM220 206V207H221ZM239 206V205H238ZM99 207V208H98ZM197 207V206H196ZM195 207V209H196ZM199 207V206H198ZM263 207H264V204H263ZM19 208L21 210H19V212L16 211V209ZM102 208H104L106 211H99L101 210ZM200 208V207H199ZM199 209V210H202ZM236 208V207H235ZM102 209V210H104ZM143 208H141L140 210H142ZM206 209V208H205ZM237 209V208H236ZM93 210V211H91ZM109 210V211H110ZM198 210V209H197ZM196 210V212H197ZM224 210V209H223ZM36 211H42V214H43V218L41 217V213L39 215V217L36 216L35 212ZM128 211V210H127ZM143 211V213H144ZM207 211V210H206ZM205 211V212H206ZM102 212H104L103 216L101 215ZM130 212V210H129ZM184 212V213H185ZM211 212V211H210ZM142 213V214H143ZM175 213V212H174ZM194 213V212H193ZM192 213V214H193ZM201 213H204L203 210L202 212L200 211V214ZM172 214V213H171ZM180 214V213H179ZM195 214V213H194ZM197 214V213H196ZM205 214V213H204ZM209 214V213H208ZM226 214V213H225ZM107 215V214H106ZM145 215V214H144ZM143 215V216H144ZM168 215V214H167ZM182 215V213H181ZM199 215V213H198ZM202 215V214H201ZM216 215V214H215ZM36 216V219L35 217ZM141 216V215H140ZM193 216V215H191ZM200 216V215H199ZM205 216V215H203ZM32 217L33 220H32ZM41 217V219H40ZM147 217V216H146ZM179 217V216H178ZM148 218V217H147ZM183 218V217H182ZM197 218H200V217H197ZM124 219V218H123ZM141 218L139 217V222L140 224L142 223V220H140ZM145 218L143 217V220ZM152 219V218H151ZM191 219V218H190ZM264 219V218H263ZM146 220V219H145ZM156 220V219H155ZM154 220V221H155ZM161 220V219H160ZM166 220V219H165ZM164 220V221H165ZM172 220V219H171ZM179 220V218H178ZM211 220V219H210ZM150 221V219H149ZM148 219H147V222H149ZM184 221V220H183ZM189 221V219L187 220ZM33 222H34V225H33ZM78 222V223H77ZM144 223L146 221H143ZM181 222V221H180ZM193 222V220H192ZM162 223V222H161ZM167 223V222H166ZM195 223V222H193ZM197 223V222H196ZM195 223V224H196ZM209 223V222H208ZM81 224V223H80ZM143 224V223H142ZM192 224V223H191ZM215 224V222H214ZM217 224V223H216ZM86 225V226H87ZM134 225V224H133ZM163 225V224H162ZM161 225V226H162ZM182 225V224H181ZM179 225V226H181ZM185 225V224H184ZM187 225V224H186ZM194 226V224H192ZM198 227H201L199 225V223L196 224ZM211 225V224H210ZM32 226H34V228L32 229ZM82 227V225H80ZM89 226V227H90ZM137 226H139L137 224ZM143 227H146V225H142ZM148 226V225H147ZM160 224H159V227H161ZM203 226V225H202ZM67 227V228H66ZM85 227V226H84ZM88 226L86 227L89 228ZM185 227V226H184ZM188 227V226H187ZM191 227V225H190ZM211 227V226H210ZM65 228V229H64ZM80 228V227H79ZM169 228V227H168ZM172 228V227H171ZM192 228V227H191ZM191 228L189 229V231H191ZM207 229V227H202L201 231H199L197 228L195 229L193 227V231L192 232H188V233H192L191 235L195 234L197 236V234H200L203 232V234L201 235L202 238H203V235L205 233V230L204 229ZM218 228V227H217ZM29 229H32L33 230V234L32 235V239L34 238V245L32 246V248L30 250H24L23 249V241L25 242V239L24 237L26 235H29L28 233V230ZM88 229V230H90ZM143 229V228H141ZM145 229V228H144ZM143 229V230H144ZM178 230V227L176 228ZM180 229V228H179ZM85 230V229H84ZM87 230V231H88ZM152 230V229H151ZM159 230V229H158ZM164 230V229H163ZM171 230V229H170ZM176 230V231H177ZM209 231H207V235H209L208 233L210 232V230L213 231L212 228H208ZM27 231V233H26ZM67 231V230H66ZM65 231V232H66ZM73 231V230H72ZM149 233H150V230H148ZM154 231V229H153ZM166 231V230H165ZM179 231V230H178ZM212 231L210 232L212 234ZM155 232V231H154ZM141 233H145L143 231H141ZM153 233V232H152ZM173 233V232H172ZM169 232V234H172ZM214 233V231H213ZM51 234V235H50ZM139 234V235H138ZM151 234V233H150ZM148 237L152 238L153 235H150ZM154 234V233H153ZM156 234V232H155ZM168 234V232H167ZM177 234V233H176ZM184 234V233H183ZM210 234V235H211ZM65 235V236H64ZM69 235V234H68ZM75 235V234H74ZM144 235V234H142ZM194 235V236H195ZM44 236V237H45ZM48 236V238H49ZM146 236V235H145ZM146 236V237H147ZM155 236V235H154ZM162 236H165V235H162ZM167 236V235H166ZM169 236H172V235H169ZM174 236V235H173ZM199 236V235H198ZM225 236V235H224ZM28 237V236H27ZM31 237V236H30ZM29 237V238H30ZM139 237V238H138ZM207 238L203 239L205 240V246L209 245L208 243H211V239H212V236L209 237V236H206ZM219 237V236H218ZM217 237V238H218ZM28 238V239H29ZM47 238L46 242L49 240ZM80 238V237H79ZM95 238V237H94ZM145 238V237H144ZM167 238V237H166ZM164 238V239H166ZM170 238V237H168ZM167 238V239H168ZM187 238V237H186ZM185 238V239H186ZM193 238V237H192ZM197 238V237H195ZM195 238L193 239V241L195 240ZM215 238V237H214ZM220 238V237H219ZM68 239V237H67ZM153 239V238H152ZM166 239V241H167ZM177 239V238H176ZM188 239V238H187ZM221 239V238H220ZM219 239V240H220ZM225 239V237H224ZM222 239V241L224 240ZM41 239H39L40 241ZM42 240L43 237H42ZM80 240V239H79ZM82 240V239H81ZM94 240V239H93ZM126 240V241H125ZM145 240V239H144ZM192 240V239H190ZM189 240V241H190ZM201 240V237L199 239V241ZM201 240V243L199 245L198 250L197 248L195 247L194 249L197 250V252H199L198 254L200 256H203V252H204V248L205 246L202 244V241ZM51 241V240H50ZM69 241V240H68ZM67 241V242H68ZM72 241V240H71ZM86 241V240H85ZM84 241V242H85ZM146 241V240H145ZM158 241V239L156 240ZM163 242H165V240H162ZM161 241V243H162ZM188 241V240H187ZM186 241V242H187ZM188 241V243H190ZM197 241V240H196ZM41 242V241H40ZM39 242V243H40ZM64 242V241H63ZM66 242V243H67ZM78 242H81V241H78ZM87 242V241H86ZM91 242V240H90ZM175 242V241H174ZM225 242V241H224ZM70 243V242H69ZM159 244V242H157ZM169 243V241H168ZM194 243V242H193ZM29 247L31 246V243H29ZM33 244V243H32ZM47 244V243H45ZM77 244V243H76ZM80 244V243H79ZM88 244V243H86ZM127 244V245H128ZM156 244V243H155ZM163 244V243H162ZM166 245V242L164 243ZM163 245L162 248H159L157 245L156 247H158L161 251L163 249V247H165ZM192 244V243H191ZM198 244V243H197ZM229 244V243H228ZM131 245V244H129ZM144 245V244H143ZM143 245L140 244V246L144 247ZM152 245V244H151ZM169 245V244H167ZM182 245V244H181ZM193 245V244H192ZM204 246V248H202V246ZM211 245V244H210ZM210 245L209 247L206 248V250H208V248L210 249ZM225 245V244H224ZM28 246V245H27ZM77 246V245H76ZM81 246V245H80ZM160 246V247H161ZM213 246V244H212ZM221 246V245H220ZM220 246L218 248H220ZM228 246V245H227ZM26 247V246H25ZM167 247V246H166ZM193 247V246H192ZM231 249L233 248L232 246H230ZM49 248V247H48ZM118 248V247H117ZM116 248V249H117ZM127 248V247H126ZM157 248V249H158ZM185 248V247H184ZM217 248V249H218ZM229 248V247H228ZM227 248V250H228ZM73 249V248H72ZM78 249V248H77ZM80 249V247H79ZM115 249V250H116ZM134 249V248H132ZM142 249V248H141ZM154 249V248H153ZM166 249V248H165ZM168 249V248H167ZM166 249V250H167ZM171 249V247L169 248V250ZM183 249V248H181ZM225 249V248H224ZM40 250V249H39ZM46 250V249H45ZM114 250V251H115ZM140 250V249H139ZM188 250V249H187ZM193 250V249H192ZM214 250V249H213ZM210 253H212V251ZM225 249V251H227ZM234 250V249H233ZM237 250V249H236ZM83 251V252H84ZM98 251V252H97ZM168 251V250H167ZM166 251V252H167ZM215 251V250H214ZM225 251H223V255L225 253ZM39 252V251H38ZM37 255H40L38 254ZM74 252V251H73ZM81 252V251H79ZM82 252V253H83ZM116 252V251H115ZM159 252V251H158ZM181 252V251H180ZM233 252V251H231ZM42 253V252H41ZM57 253V252H56ZM70 253V252H69ZM160 253V252H159ZM162 253V252H161ZM164 253V252H163ZM173 253V252H171ZM202 253V254H201ZM230 253V251H229ZM68 254V252H67ZM71 254V253H70ZM75 254H77V250L75 252ZM84 254V253H83ZM110 254V253H109ZM116 254V253H115ZM125 254V253H124ZM142 254V253H140ZM213 254V253H212ZM221 254V253H220ZM233 254V253H232ZM230 254V255H232ZM235 254V257H233V259H228L230 260L231 264H241V257L239 255V253L237 252V254L239 255L238 257H236V252H234ZM32 255V254H31ZM45 255V254H44ZM69 255V254H68ZM81 255V253H80ZM108 256V254H106ZM106 255L104 257H106ZM113 255V254H112ZM170 255V254H169ZM168 255V256H169ZM192 255V254H191ZM216 255V253H215ZM222 255V256H223ZM226 255V253H225ZM225 255L223 257H225ZM28 256V257H27ZM43 256V254H42ZM75 255H70L68 259H65V262H68L69 264H77L76 262H74L75 258H74ZM78 256V254H77ZM85 256V258H86ZM102 256V255H101ZM121 256V255H120ZM134 256V255H133ZM141 256V255H140ZM165 256V255H164ZM172 256V255H171ZM206 255H204L202 258H204ZM214 256V255H213ZM221 256V255H220ZM234 256V255H233ZM39 257V256H38ZM74 260H72L73 258ZM79 257V256H78ZM109 257V256H108ZM107 257V259H108ZM114 257V256H113ZM112 257V259H114ZM143 256H141L142 258ZM158 257V256H157ZM83 258V256H82ZM98 258V257H96ZM100 258V256H99ZM98 258V260H99ZM146 258V257H145ZM144 258V259H145ZM188 258V257H187ZM186 258V259H187ZM190 258V257H189ZM199 258V257H197ZM229 258V257H228ZM77 259V258H76ZM87 259V258H86ZM102 259V257H101ZM155 259V258H154ZM176 259V258H175ZM192 259V258H190ZM201 259V258H200ZM205 259V258H204ZM209 259V258H208ZM206 258V260H208ZM219 259V258H218ZM227 259V258H225ZM46 260V259H45ZM88 260V259H87ZM97 260V261H98ZM103 260V259H102ZM101 260V261H102ZM111 260V259H109ZM118 260V259H117ZM203 260V259H202ZM222 260V259H221ZM224 260V258H223ZM222 260V261H223ZM54 261V260H53ZM64 262V260H62ZM70 261V262H69ZM77 261H80L79 259ZM92 261V260H91ZM104 261V260H103ZM181 261V260H180ZM218 261V260H217ZM221 261L220 264H222L223 262ZM45 262V261H44ZM88 262V261H87ZM90 262V261H89ZM88 262V263H89ZM106 262V261H105ZM155 262V261H154ZM191 262H194V261H191ZM196 262V260H195ZM207 262V261H206ZM211 262V261H210ZM41 263V262H39ZM92 263V262H91ZM150 263V262H149ZM200 263V262H199ZM204 263V262H203ZM202 263V264H203ZM227 263V261H226ZM229 263V262H228ZM79 264V263H78ZM85 264V263H84ZM90 264V263H89ZM142 264V263H141ZM145 264V263H144ZM196 264V263H195ZM210 264V263H209ZM212 264V263H211Z\"/></svg>",
    "mask_w": 264,
    "mask_h": 264
}]
</instances>
